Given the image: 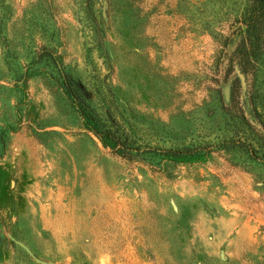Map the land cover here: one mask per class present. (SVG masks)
I'll return each instance as SVG.
<instances>
[{"label":"rangeland","instance_id":"374dc122","mask_svg":"<svg viewBox=\"0 0 264 264\" xmlns=\"http://www.w3.org/2000/svg\"><path fill=\"white\" fill-rule=\"evenodd\" d=\"M250 5L0 0V264H264V167L214 149L235 79L263 134L264 56L228 73ZM61 72L140 151L206 155L112 154Z\"/></svg>","mask_w":264,"mask_h":264},{"label":"trees","instance_id":"16d2710c","mask_svg":"<svg viewBox=\"0 0 264 264\" xmlns=\"http://www.w3.org/2000/svg\"><path fill=\"white\" fill-rule=\"evenodd\" d=\"M242 19L246 27V35L229 58L228 73L234 64L243 70L251 61H256L264 56V0H251L248 15ZM61 75L63 91L81 118L84 129L112 154L125 158L141 153H152L160 156L163 160L180 162L196 160L206 155L207 152H202L194 147L140 151L136 141L125 129L114 120H107L100 116L90 105L84 92L72 82L66 72H61ZM237 84L238 80L235 79L230 92V104L228 108H224L230 121L228 124L229 137L223 138L214 146V149L242 151L247 154L250 160L264 167V124L261 119L259 120L256 108L252 107V113L263 131L262 136H258L255 140L252 139V142L250 130L254 129V126L241 108ZM219 102H221L220 98ZM231 107L236 108L238 113L234 114L229 111Z\"/></svg>","mask_w":264,"mask_h":264}]
</instances>
